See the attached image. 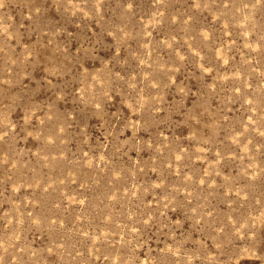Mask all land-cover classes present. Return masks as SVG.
I'll return each mask as SVG.
<instances>
[{
    "label": "rangeland",
    "instance_id": "rangeland-1",
    "mask_svg": "<svg viewBox=\"0 0 264 264\" xmlns=\"http://www.w3.org/2000/svg\"><path fill=\"white\" fill-rule=\"evenodd\" d=\"M0 264H264V0H0Z\"/></svg>",
    "mask_w": 264,
    "mask_h": 264
}]
</instances>
